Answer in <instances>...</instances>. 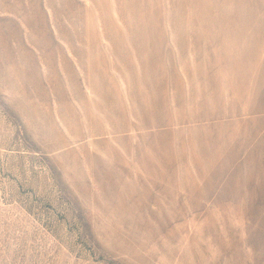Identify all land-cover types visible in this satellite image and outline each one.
Segmentation results:
<instances>
[{"label":"rangeland","instance_id":"rangeland-1","mask_svg":"<svg viewBox=\"0 0 264 264\" xmlns=\"http://www.w3.org/2000/svg\"><path fill=\"white\" fill-rule=\"evenodd\" d=\"M0 264H264V0H0Z\"/></svg>","mask_w":264,"mask_h":264}]
</instances>
